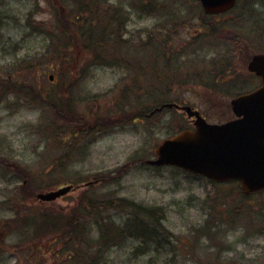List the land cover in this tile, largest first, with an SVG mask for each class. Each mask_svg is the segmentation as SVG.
<instances>
[{
	"label": "rangeland",
	"instance_id": "1",
	"mask_svg": "<svg viewBox=\"0 0 264 264\" xmlns=\"http://www.w3.org/2000/svg\"><path fill=\"white\" fill-rule=\"evenodd\" d=\"M116 1L122 5L129 3L142 5L146 2V0L140 3L138 0ZM49 2L52 4L54 2V7L59 6L60 13L66 11L64 4L59 0H0L2 4L0 12L6 11L21 20L20 24H15L12 20L6 21L0 29V226L4 219L15 218L16 212L11 209L10 204L15 202L18 192H25L32 203V199H35L36 193L40 190L47 192L72 184L74 188L53 202L38 198L36 201L38 205L59 208L67 213L81 202L84 193L88 191V187L81 186L83 182L80 181L84 178L93 180V177L100 175L108 181L93 184L97 192L110 190L113 195L134 200L146 208H160L164 215L162 224L167 232L159 239V245L151 247L146 255H136L132 247L136 244L141 247L148 245L152 239L149 235L144 237L145 245L139 244L137 239L130 240L123 247L112 248L108 253L100 255L99 261L93 258L97 255L96 249H93L88 254L90 258H78L73 264H229L232 261L246 263L264 259L260 256L261 251H264V235L251 232L252 226L249 224L252 219L259 217L264 219V194L257 193L244 199L243 194L232 186L228 189L213 187L207 180L176 171L173 169L175 167L156 169L145 164L146 160L155 157V146L162 139L175 133L179 125L191 126L187 114L177 109L166 108L163 112L157 111V115L151 120L135 123L132 120L127 122V117L122 114L121 104L122 101L124 103V99H127V102L123 106H127L128 103L129 106L130 103L135 106L137 104L135 96L124 92L123 86L136 83V75L141 71L137 62L143 56L137 53L143 54L139 50L150 49L152 41L146 38H151L152 35L148 33L161 26L158 18L143 16L141 12H150L161 19H170L168 9L173 8L177 11L174 20H182L185 17L183 12L188 10L180 5L182 4L191 6L194 13L192 19L196 21L205 15L200 11L198 3L195 0H151L147 2L151 4L147 10L141 7L132 8L133 14L127 17L131 23H128L127 28L130 34L115 40L113 44L115 54L110 50L108 52L111 65L105 67L89 65L91 61H87L88 57H79L85 51L77 48L65 49L61 46L59 54L56 53L57 50L49 52V37L46 33L50 29L55 30L56 27H50L53 24H49L53 19L52 13L49 12V8H52ZM162 2H166V5ZM241 2L242 8L236 9L231 18L235 25L230 23L226 26L236 29V32L239 31L243 35L256 36L264 29L262 24L264 2L263 0ZM249 3L254 4L253 7L258 4L254 11L256 14L253 15L257 23L240 18L241 12L250 11L249 7H244ZM35 4L39 8L35 6L36 10L31 13V19L45 29L40 33L33 31L28 34L27 32L34 28L23 26V20ZM161 5L165 10L163 13L159 8ZM163 14L166 15L165 18L162 17ZM45 21L49 22L45 24ZM194 21L185 20L176 25L180 27L178 36H182L180 43L183 45L179 46L188 50L189 46L195 45L196 49L203 45L206 46L205 52L211 53H215L216 48L226 53L235 50L236 73L241 75V80L253 82L245 71L247 65L245 59L249 54L262 52L264 48L260 47V43L264 38L254 39L253 44H250L254 47H248L250 51L242 55L238 46H231L234 44L225 46V42L217 39L213 33L209 35L213 42L203 38L196 42L188 41V38L195 34H188ZM89 24L90 22H86V26ZM137 35L146 39V43H143L145 40L137 41ZM224 55L226 54L221 52L218 57L224 58ZM60 56L61 59L54 60ZM209 63V56L200 54L191 66L192 70H188L187 67L182 69L177 80L187 81L190 78L188 75L191 74L189 72L197 73ZM59 70L64 71L65 75L66 71L70 74L72 86L75 88L68 83L69 77L64 80L63 87H59L61 82ZM51 75L54 77L50 78ZM189 83L191 82H186L184 86ZM182 87L162 93L163 98L160 99L193 104L204 112L210 122H223L233 117L229 100L235 95L226 97L222 94L227 87L210 89L205 84L197 87L193 83L186 88L194 87L195 90H181ZM36 97L48 98L49 102L55 101L58 107L59 104H63V99L70 100L72 106L81 114L84 113L86 123L96 121L97 124L93 125L95 127L88 128L91 131L89 134L93 137L92 143L91 138H87L90 136L85 135L87 129L79 133L81 144L86 142L88 151L79 152L81 154L71 160L65 158L64 153L61 154L63 165H54L51 162L60 156L56 154L60 153L56 150L59 142L52 136L57 135L60 130L62 132L64 128L67 131L65 139H71L74 133L70 129L77 130L83 123H79L78 118H75V123L59 122L60 115L57 111L51 110V103L44 106L35 104ZM152 97L154 98V95ZM109 106L117 107L114 108L117 114L114 116V113L109 112L107 116H102L103 109ZM101 124L105 127L98 129ZM14 160L18 163L13 162L12 166L4 163ZM39 173L43 174L44 180H41ZM33 191L35 196L30 197ZM215 195H219L220 200L225 198L229 209L248 211L239 221L238 228L232 229L235 226L231 223L233 218L226 220L225 216L222 223L219 221L221 215L209 217L212 204L209 198ZM6 197L9 198L4 199ZM22 204L23 202L20 205ZM212 213L219 214L218 208H214ZM112 214L117 220L126 215L125 212L118 211H112ZM210 219L212 221L218 219L216 224L223 225L218 228L219 232L215 235L209 233ZM216 224H212V231L217 229ZM36 230L44 237L42 240L39 239L38 244L20 239L23 233L30 234L35 231L33 228L17 227L11 231L12 233L5 231L0 264H67L78 255L72 248L64 247L62 239H55L56 235L50 238L48 228ZM86 234L90 242L95 243L98 240L96 227ZM31 244L34 245L33 248L30 247ZM75 248L81 251V246L77 245ZM35 256H38V259H34Z\"/></svg>",
	"mask_w": 264,
	"mask_h": 264
},
{
	"label": "trees",
	"instance_id": "2",
	"mask_svg": "<svg viewBox=\"0 0 264 264\" xmlns=\"http://www.w3.org/2000/svg\"><path fill=\"white\" fill-rule=\"evenodd\" d=\"M138 1L140 3L143 0ZM149 1L151 0H146V2H143L142 5L132 3L122 5L121 2H117L116 0H59V2H62L65 6L66 11H64V13H60L58 11V9L60 8L59 6H53L55 4L54 2L53 4L52 2H49L50 6L54 8H49V12L52 13L53 19L50 20V22L45 21V24L49 22L50 25L53 24L50 27L56 26L55 30L50 29L46 33V35L49 37V52L51 53L54 50H57L56 53L59 54L58 50H61V46H63L65 49L77 48L85 51V53L83 55H79V57H88L87 61H91L89 65H100L105 67L110 66L111 60L109 58L108 52L109 50L113 52V44L115 40L117 38H123L125 32H127L128 16L125 10L138 7L147 10L151 5L150 3H147ZM162 3L166 4V2ZM180 5L188 9L184 12H180H183L185 16H191L192 19V14L194 13H192L191 11V6L182 4ZM253 5L249 3L247 6H244L249 7L250 9V11L247 12L246 19L256 22L253 18V15L255 13V9H257L258 4H255L254 7ZM35 6L36 4L26 14L23 20V26L31 29L34 28V30L27 32L28 34L32 33L33 31L40 33L45 29L36 25L35 22H33L31 19V13H34V11L36 10ZM159 8L162 9V13L165 11L162 5ZM168 10L170 13L172 11L176 12V10H174L173 8H169ZM240 18H242V16ZM9 20H12L15 24L21 23L19 17L13 16L6 11H1L0 29L6 23V21ZM231 21L232 19L227 18L225 22L222 21L224 23L222 26L230 25V23H232L231 25H235V23ZM86 22H90V24L86 26ZM262 24L264 26V21H262ZM210 26L211 27H209L208 32H211L215 36L219 37L221 41L225 42V46L234 44L231 46H238V48L245 46L250 47L253 46L250 44H253V41L255 40L246 39L245 37L260 39L264 38V29L260 30L256 36H247L241 34L239 31L236 32V29L228 28L227 26H225L224 29L220 28L219 23L217 22L215 24H211ZM192 29L201 31L200 26H196L195 24L192 26ZM254 45L256 46V44ZM260 47L264 48V39L263 42L260 43ZM152 51L154 50H139V52L143 53V55L145 53L149 54ZM157 51L159 54L163 53V51L160 49ZM262 51H264V49ZM229 52L230 53L224 52L226 55H224L223 62L231 64L235 59V50H230ZM189 54L196 55L197 52L192 51L189 52ZM57 59H61V56L57 57L54 60ZM217 61L219 62L220 60ZM137 63L141 67V71L136 75V83L126 84V86L123 85L125 88L124 92L134 95L137 104L135 106L130 103L132 106H129L128 103L127 106H123V104L127 102V99H124V103L122 101L121 104V108L123 109L122 114L123 116L127 117V122L129 120H132V122L134 123L137 121L143 122L151 120L153 116H150L149 114L154 110L156 106L164 102L163 99H160V97L163 98L162 93L168 92L167 89L165 90L166 86H164L168 84L165 83L167 79L165 80V78H162L161 71L156 70L154 64L151 65L148 62L142 64L141 60H139ZM224 71L225 69L220 72L219 76H221ZM233 71L234 70H231V72ZM58 74L61 76L59 87H63L66 77H69V82H67L72 86L70 74L67 73V71L65 75L64 71L59 70ZM173 77L174 76H172L170 80H173ZM222 78L223 76L221 77V79ZM202 80V77L197 76L193 77L189 81L200 82ZM72 88L75 87L72 86ZM46 91L48 90L46 89ZM53 91L54 90H52V92ZM223 94L226 96L232 94V92L230 90H227ZM152 95H154V98L152 97ZM156 96H158V99H156ZM146 100L149 101L147 102ZM34 103L40 104L42 106H44L45 104L50 105L51 103V110L57 111V113L60 115V117H58L59 122H74L75 118H78L79 123H83V125L79 126L77 130L70 129L71 132L74 133V137L71 139H65L67 136L65 135L67 131L63 128V126L62 132L60 130L57 135L52 136L53 139L59 142L56 150L60 151V153H56L57 155L60 154V156L57 157L59 160L52 159L51 161L54 165L64 164V162L61 160V158L63 157L61 154L63 153L65 158L67 157L68 160H71L74 159L75 156L77 157L78 154H81L79 152H84L85 150L88 151V145L86 144V142H83L81 144V136L79 135V133L81 130L87 129L85 131V135L90 136L87 138H91L90 143H92L93 137H91V135L89 134L91 133V131L88 128L95 127L93 126L97 124L95 120H91L90 122L86 123L87 119L84 117V113L81 114L80 111L76 109V107L72 106L73 104L70 100L63 99V104H59V107L57 106V103L55 101L49 102L48 98L39 99L38 97H36ZM88 108L93 110L92 108H90V106H88ZM114 108L110 106L104 108L102 111L103 114L101 115L107 116V113L111 112L114 113L115 116L117 114V110ZM135 110L137 111L134 112ZM101 127L105 126L101 124L98 129H100ZM181 127L182 126L179 125L177 129H180ZM39 174L41 180H44L43 174ZM93 180L108 181L107 178H104L100 175L93 177ZM87 181H90V178H84L80 182ZM94 188L96 187L92 185L88 186V191L85 192L83 197L81 198L82 204L81 202H79L72 209H69L67 213L59 208H49L45 207L44 205L36 204L37 200L34 191L37 190H34L30 195V197L35 196V199H32V203H30L31 199L29 200V196H27L25 192H18L17 199H15V202H12L10 204L11 209L16 212L14 215L16 219H4L3 222H1L0 231L4 233L5 231L11 233V231L17 227H22L25 229L33 228L35 231L30 234H28L27 232L23 233L22 238L20 236V239H22V241H33L35 244H38L37 241H39V239H43L44 237L43 235H41V232L36 229L48 228L50 230L49 237H53V235H56L55 239H62V245L64 247L66 246V248H72L78 254L73 257L67 264H73L78 258H90L88 254L93 249H96L97 252V255L93 258L99 261L100 255H102L103 253H108L112 248L123 247L126 242L133 239H137L139 240V244L145 245L144 237L146 235L152 237L151 242L144 247L138 246L137 244L133 245L132 251L136 255H146L150 252L151 247H153L154 245H159V239L162 237L163 233L167 232L166 228L162 224L164 215L162 214L160 208H146L134 200H130L118 195H113L110 190L97 192ZM236 189L239 190V188ZM249 197L250 196L242 195V198L244 199H247ZM8 198L9 197H6L4 199ZM209 199L212 203L209 217L214 215H221L222 217L219 219V221H221L222 223H224L225 216L226 220H231L233 218L234 220H232L231 223H234L235 226H233L232 229L239 227V221L241 220L242 216H245V213L248 212L244 209H229V204L226 203V200L224 201L225 198L220 200L218 195L210 197ZM21 202H23L22 205H20ZM214 208H218L219 214L212 213ZM112 211L125 212L126 215L117 220L112 214ZM211 219L208 221V223H211V225L208 226L210 230L209 233L211 235H215L219 232L218 228L223 225L216 224V221L218 219L214 221H212ZM212 224H216L217 229L215 231H212L211 229ZM249 224L252 226L251 232L264 235V219L262 217H259L258 219H252L251 223ZM94 227H96L98 231V240L95 243H92L88 240L86 232L92 230ZM32 235L33 237L31 238ZM77 245L81 246V251L75 248ZM30 247L33 248L34 245L31 244Z\"/></svg>",
	"mask_w": 264,
	"mask_h": 264
},
{
	"label": "water",
	"instance_id": "3",
	"mask_svg": "<svg viewBox=\"0 0 264 264\" xmlns=\"http://www.w3.org/2000/svg\"><path fill=\"white\" fill-rule=\"evenodd\" d=\"M207 13L232 8L236 0H201ZM249 69L262 77L256 91L232 100L237 119L226 123H209L200 111L182 106L193 121L195 130H183L165 139L156 149L152 164H174L207 175L217 181L237 179L244 192L264 189V53L256 54ZM53 78V76H51ZM180 107L176 103L165 104ZM71 185L38 194L42 200H54L66 194Z\"/></svg>",
	"mask_w": 264,
	"mask_h": 264
},
{
	"label": "flooded vegetation",
	"instance_id": "4",
	"mask_svg": "<svg viewBox=\"0 0 264 264\" xmlns=\"http://www.w3.org/2000/svg\"><path fill=\"white\" fill-rule=\"evenodd\" d=\"M189 17L190 16H185L184 19L180 21H171L169 22L170 24H163L159 26V29L156 31V34L160 35L159 40L161 42V50L163 51L164 54L163 53L156 54L154 56L155 60L150 64L151 65L154 64L155 69L161 71L162 78H165V80L167 79L165 83H168V84L164 86H166L165 90L167 89L168 92L172 91L173 88L179 89V87H182V86L183 87L181 90H185V89L195 90L194 87L186 88L191 83L184 86L183 83L190 82L189 79L187 81L177 80V76L180 75V71L182 69L187 67L188 70H192L191 66L197 61V57L201 54L200 52L202 50H205V47L200 46L192 50V51L197 52L196 55H192V54H189V52H192V51H185L184 48L179 46V45H183L180 43V39L182 36H178L180 27H177L176 25L182 23V21L188 20ZM226 17H227L226 14H216V15L206 14L203 17H200L199 19H201V21H197L196 25L200 26L201 31L200 30L196 31V29L193 30L192 26H190L188 34H191V33L193 34L195 33V34L189 37L188 41L192 40L196 42L200 38L202 39L203 38L202 30L205 29L210 24H215L217 22L219 23L220 28L223 27L222 25L224 24L223 22H225ZM212 20H216V22ZM160 24H162V22H160ZM159 32H165V33L160 34ZM207 32L208 31L205 30L203 34H206ZM245 38L250 39V40L256 39V38H250V37H245ZM258 40H260V38H258ZM191 48L192 46H189V49ZM212 56L213 57H210L209 55L210 63L206 68L198 71L197 73L196 71L189 72L191 74L188 76L191 78L197 77V76L203 78V80L200 82L199 81L192 82L197 87H199L200 84H205L207 88L209 87L210 89H218L221 87L230 88V87H234L236 83H240L237 86L242 87L241 93H248L260 87L261 79L255 73L248 70L249 60L247 58L245 59L247 60L245 71L247 75H249L248 78H252V80L254 79L252 84H241L243 83V80H241V75L236 73L237 72V67L235 63L236 59L231 64H229V63L223 62L224 58L216 57L215 53ZM216 58L217 60H220V61L218 62ZM167 62H171V63H167ZM224 69H225L224 73L221 76H219L220 72H222ZM231 70H234V71L231 72ZM245 71L243 70V72ZM172 76H174L173 80H170ZM222 76L223 78L221 79ZM214 78L215 80L213 81L210 80ZM171 83H174V84H171ZM1 238H2V235L0 233V240ZM261 252L262 253L260 254V256L264 258V251H261ZM245 264H264V259H259V261L246 262Z\"/></svg>",
	"mask_w": 264,
	"mask_h": 264
}]
</instances>
